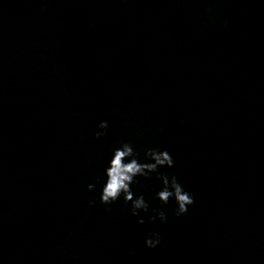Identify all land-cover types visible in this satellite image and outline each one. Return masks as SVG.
<instances>
[{
    "label": "clouds",
    "instance_id": "obj_1",
    "mask_svg": "<svg viewBox=\"0 0 264 264\" xmlns=\"http://www.w3.org/2000/svg\"><path fill=\"white\" fill-rule=\"evenodd\" d=\"M108 126L107 121H101L99 124V128L102 130H106ZM105 134L104 131H98L95 133L98 139ZM136 157L137 154L130 143H122L120 147L114 149L109 166L105 169L107 179L100 196V202L108 205L118 200L121 194H123L125 203L131 202L133 216H139V210L147 212L149 208L143 195L134 198L131 185L136 182L135 178L137 176L147 178L150 173L158 172L160 167L174 166V161L166 150L159 151L152 148L148 149L145 152V158L152 162L142 163ZM158 179L163 183V188L157 193L158 199L163 204H167L170 199L174 198L178 206L176 209V215L180 216L186 213L188 211V206L194 203V198L183 189V186L178 182L177 177L172 176L169 178L167 175H159ZM94 188V184L88 185L89 191ZM90 203L94 204L95 202L90 201ZM157 216L162 222L167 219L163 211L158 212ZM155 219L156 216L149 217L150 221ZM137 223L145 224V220L139 218ZM160 242V235L151 232L144 240V244L148 248H155Z\"/></svg>",
    "mask_w": 264,
    "mask_h": 264
}]
</instances>
